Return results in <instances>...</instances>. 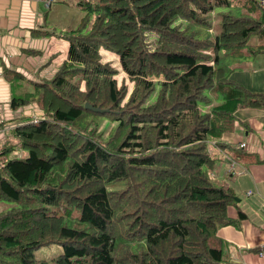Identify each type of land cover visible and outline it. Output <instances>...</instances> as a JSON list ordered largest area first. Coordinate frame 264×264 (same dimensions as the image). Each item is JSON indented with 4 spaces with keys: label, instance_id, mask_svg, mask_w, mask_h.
I'll return each mask as SVG.
<instances>
[{
    "label": "trees",
    "instance_id": "1",
    "mask_svg": "<svg viewBox=\"0 0 264 264\" xmlns=\"http://www.w3.org/2000/svg\"><path fill=\"white\" fill-rule=\"evenodd\" d=\"M70 5L84 16L60 34L67 41L60 66L9 101L12 109L33 101L42 116L10 120L0 142V264H232L216 231L238 226L244 214L226 215L235 196L220 178L222 159L232 161L229 174L261 160L221 137L233 131L237 108H264V94L229 77L232 61L264 51V4ZM215 7L227 9L215 14L218 29ZM101 49L116 56L120 84ZM51 244L58 253L34 259Z\"/></svg>",
    "mask_w": 264,
    "mask_h": 264
},
{
    "label": "crops",
    "instance_id": "2",
    "mask_svg": "<svg viewBox=\"0 0 264 264\" xmlns=\"http://www.w3.org/2000/svg\"><path fill=\"white\" fill-rule=\"evenodd\" d=\"M43 1L0 0V124H3L0 125V142L13 127L8 124L11 119L41 118L34 104L12 109L10 98L16 92L22 93L25 82L51 77L65 58L67 41L59 40L56 32L65 28L60 15L61 12L66 15L64 7H73L70 5L73 0L69 4L53 0L47 8ZM250 42L258 41L252 38ZM259 43L264 45V41ZM231 64L234 65L231 80L248 91L264 94V51ZM5 71L15 72L20 78L8 77ZM234 116L233 131L223 134L221 140L241 146L261 161L246 166L238 164L229 174L226 166L229 159H222L220 178L226 180L235 196L234 204L226 208V215L236 219L240 211L244 217L238 220V226L219 227L216 235L227 243L232 264H264V108L239 107Z\"/></svg>",
    "mask_w": 264,
    "mask_h": 264
},
{
    "label": "rangeland",
    "instance_id": "3",
    "mask_svg": "<svg viewBox=\"0 0 264 264\" xmlns=\"http://www.w3.org/2000/svg\"><path fill=\"white\" fill-rule=\"evenodd\" d=\"M54 1H58L60 3H66V4H69L70 0H54ZM64 10H66V15H64L62 12H61V20L62 21H65V24L62 26V27H65L63 30H57V34L56 36L58 38H61L59 40H61L63 43L66 41L65 39H63L62 36H60L61 33H65L64 31H67L69 29H76L79 27V23H80V20L81 18L84 16V12L79 10L77 7L73 6V7H64ZM227 9L224 8V7H215L214 10H213V13L214 15L217 14V13H221L223 11H226ZM59 11V10H57ZM230 12L234 15H239L240 14V10L238 8H230ZM59 14L56 15V17H58ZM218 22H219V16L218 15H215L213 17V24L215 26L216 29H218ZM177 24L179 25H182V23L180 21H176ZM67 27V29H66ZM57 28H60V27H57ZM156 39V35L154 33H147V39H146V42L147 43H150V47L152 48L153 47V44H154V41ZM252 39V38H251ZM100 55H101V61H104V62H108L111 64V66H113L116 70H117V74H115V78H116V81L118 84H120V82L122 81V76H123V73L120 71V67H119V64H118V61L116 59V56L114 54H111L110 52H107L105 50H100ZM234 60V59H233ZM238 60V59H237ZM61 63V62H60ZM60 63L59 65L57 66V68L60 66ZM54 74V73H53ZM50 78V77H49ZM47 78V79H49ZM41 80H46V79H41ZM124 84H126V88H127V94L128 92L131 90V86L130 84L128 83L127 80H123ZM28 84L27 83H24L23 85V88H22V93H28L29 92V88H28ZM21 92H16L15 95L17 96H21L23 95ZM156 94V93H155ZM155 95L154 93L151 94L149 96V98H147L144 102V106L148 105V104H151L154 99H155ZM29 105L31 104H34L36 109L39 111V113L41 112V110L39 109V107L36 105L35 102L31 101L28 103ZM26 104V105H28ZM24 105V106H26ZM22 107V106H21ZM17 109V108H16ZM38 113V114H39ZM36 115V114H35ZM42 116V112L40 113V117ZM32 117V115L30 116ZM13 119H11L12 121ZM15 120V119H14ZM103 120V119H102ZM110 123V122H109ZM108 123V121L103 120L100 125H99V128H101L103 131L104 129H106L108 131L109 129V126L110 124ZM112 125H114V123H112ZM10 141L12 143L16 142V138L13 136H8ZM12 155H16L15 153H11ZM228 163V164H227ZM226 163V166L227 167H230V163H232V161H228ZM60 250V247L58 245H55V244H51V245H48V246H43V247H40L36 250H34V259H49L51 258L52 256H54L56 253H58Z\"/></svg>",
    "mask_w": 264,
    "mask_h": 264
},
{
    "label": "water",
    "instance_id": "4",
    "mask_svg": "<svg viewBox=\"0 0 264 264\" xmlns=\"http://www.w3.org/2000/svg\"><path fill=\"white\" fill-rule=\"evenodd\" d=\"M84 107L93 111V112H104V111H107V110H102V109H98V108H93L91 105L85 103L84 104Z\"/></svg>",
    "mask_w": 264,
    "mask_h": 264
},
{
    "label": "built area",
    "instance_id": "5",
    "mask_svg": "<svg viewBox=\"0 0 264 264\" xmlns=\"http://www.w3.org/2000/svg\"><path fill=\"white\" fill-rule=\"evenodd\" d=\"M52 1L53 0H44L43 4H44L45 8H47ZM262 3L264 4V1H262ZM33 121H35V119ZM230 166H232V163H230Z\"/></svg>",
    "mask_w": 264,
    "mask_h": 264
}]
</instances>
